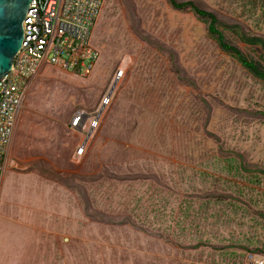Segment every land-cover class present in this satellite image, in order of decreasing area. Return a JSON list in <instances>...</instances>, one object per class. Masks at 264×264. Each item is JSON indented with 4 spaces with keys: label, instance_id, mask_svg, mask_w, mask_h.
Returning a JSON list of instances; mask_svg holds the SVG:
<instances>
[{
    "label": "rangeland",
    "instance_id": "rangeland-1",
    "mask_svg": "<svg viewBox=\"0 0 264 264\" xmlns=\"http://www.w3.org/2000/svg\"><path fill=\"white\" fill-rule=\"evenodd\" d=\"M194 1L264 36V0ZM91 42L92 72L45 64L27 89L0 195V264L263 259L264 80L168 0H104Z\"/></svg>",
    "mask_w": 264,
    "mask_h": 264
},
{
    "label": "built area",
    "instance_id": "built-area-1",
    "mask_svg": "<svg viewBox=\"0 0 264 264\" xmlns=\"http://www.w3.org/2000/svg\"><path fill=\"white\" fill-rule=\"evenodd\" d=\"M104 0H33L25 40L8 73L0 78V195L10 162V146L26 92L45 64L87 75L100 56L91 42ZM123 71L117 72L120 78ZM81 114L74 117L77 126ZM264 264V258L253 261Z\"/></svg>",
    "mask_w": 264,
    "mask_h": 264
},
{
    "label": "trees",
    "instance_id": "trees-1",
    "mask_svg": "<svg viewBox=\"0 0 264 264\" xmlns=\"http://www.w3.org/2000/svg\"><path fill=\"white\" fill-rule=\"evenodd\" d=\"M168 1L175 9L193 11L197 18L207 25L208 36L217 43L220 50L236 58L250 73L264 80V36L250 34L243 31L238 24H229L222 21L214 11L201 7L194 0ZM225 29L235 31L241 41L261 47V58L254 59L249 57L238 45L234 44L227 38ZM262 171L264 172V170ZM259 255L264 257V254Z\"/></svg>",
    "mask_w": 264,
    "mask_h": 264
},
{
    "label": "water",
    "instance_id": "water-1",
    "mask_svg": "<svg viewBox=\"0 0 264 264\" xmlns=\"http://www.w3.org/2000/svg\"><path fill=\"white\" fill-rule=\"evenodd\" d=\"M33 0H0V78L11 71L25 40Z\"/></svg>",
    "mask_w": 264,
    "mask_h": 264
}]
</instances>
